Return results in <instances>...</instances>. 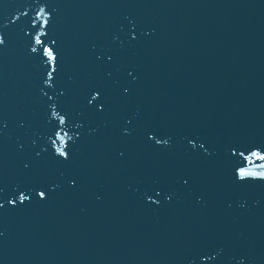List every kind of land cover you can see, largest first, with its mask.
I'll return each mask as SVG.
<instances>
[{"label":"water","instance_id":"water-1","mask_svg":"<svg viewBox=\"0 0 264 264\" xmlns=\"http://www.w3.org/2000/svg\"><path fill=\"white\" fill-rule=\"evenodd\" d=\"M0 264H264V0H0Z\"/></svg>","mask_w":264,"mask_h":264},{"label":"snow or ice","instance_id":"snow-or-ice-1","mask_svg":"<svg viewBox=\"0 0 264 264\" xmlns=\"http://www.w3.org/2000/svg\"><path fill=\"white\" fill-rule=\"evenodd\" d=\"M41 196H43V193H40Z\"/></svg>","mask_w":264,"mask_h":264}]
</instances>
